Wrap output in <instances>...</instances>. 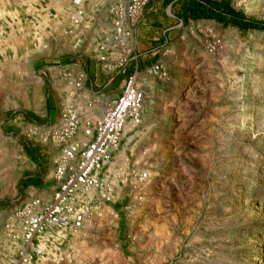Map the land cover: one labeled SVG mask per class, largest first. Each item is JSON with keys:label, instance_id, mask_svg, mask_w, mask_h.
Here are the masks:
<instances>
[{"label": "rangeland", "instance_id": "rangeland-1", "mask_svg": "<svg viewBox=\"0 0 264 264\" xmlns=\"http://www.w3.org/2000/svg\"><path fill=\"white\" fill-rule=\"evenodd\" d=\"M125 1L84 0L78 25L70 20L72 0L67 6L70 27L86 36L79 44L91 56L111 30V11ZM228 1L247 19L264 21V0ZM106 9L109 25L101 32ZM43 35L27 46L23 66L0 70V128L13 132L0 129V264L14 252L5 226L32 200L17 186L30 168L27 153L37 152L43 162L50 143L42 140L50 130L22 114L42 110L49 89L40 77H49L45 66L51 63H35L40 54L49 61L67 53L68 36L60 34L62 47L54 50L44 44L53 35ZM96 36L92 53L89 39ZM161 46L168 77L154 80L145 93L141 124L128 130L103 172L111 200L94 195L92 221L53 253L57 264H264V32L198 21ZM60 73L68 79V72ZM74 82H68L67 106L82 120L89 106ZM7 111L15 126L1 116ZM132 172L146 173L148 181L134 189Z\"/></svg>", "mask_w": 264, "mask_h": 264}, {"label": "built area", "instance_id": "built-area-1", "mask_svg": "<svg viewBox=\"0 0 264 264\" xmlns=\"http://www.w3.org/2000/svg\"><path fill=\"white\" fill-rule=\"evenodd\" d=\"M83 2L72 0L74 14L70 20L75 25L83 18ZM148 3L149 0H126L115 7L111 11V30L96 48V59L108 72L119 70L123 78L120 94L114 100L109 99L99 105L102 94L92 93L94 97L90 98L82 92L80 97L89 100V113L85 118L81 120L78 110L72 105L67 106L61 111L60 125L43 135V142L59 147L54 160V192L48 201L32 198L6 224L14 251L8 264H41L45 258L54 259L53 253L67 237L78 233L92 221L90 205L95 202L94 195L97 194L96 201L111 200L112 190L106 184L104 169L113 160L128 130L142 122L145 92L139 83V73L127 75V69L135 60L131 59L133 28ZM110 42L115 48L114 58H111ZM148 74L156 81H164L168 77L161 61L152 64ZM73 86L81 91L83 77L79 76ZM99 106L100 115H92L90 108ZM35 131L32 133L36 134ZM146 181V173H131L134 189Z\"/></svg>", "mask_w": 264, "mask_h": 264}, {"label": "crops", "instance_id": "crops-1", "mask_svg": "<svg viewBox=\"0 0 264 264\" xmlns=\"http://www.w3.org/2000/svg\"><path fill=\"white\" fill-rule=\"evenodd\" d=\"M70 3L71 0H0L1 71L4 69L9 71L12 68H20L23 66L22 58L25 52H27V46L34 41L33 39H35L34 37H36L37 33L44 34V38H46V35H53L44 44H48L51 47L49 49L53 48L55 50L58 47L59 50L62 44H58V36L60 34L68 36L72 31V34L66 37V56L55 55L49 61L42 58L45 54L38 56L40 59H38L35 65L51 63L45 66L47 68L46 70H48L49 77H40V79H44V83L45 80L48 81L49 89L42 94L44 100L42 110L40 108L29 109L22 113L29 124H39L41 128L49 130L60 125L61 111L69 105V92L71 90L69 81L74 82L79 76L83 77L82 91L88 94L90 98L94 97V94H102V97L99 98V105H102L109 99L114 100L120 94L123 85V78L119 74V70L108 72L104 68V64L98 62L95 55L91 56L88 54L86 51L87 48L79 44L86 40V36H81L80 38V35H75V28H71L69 15L66 12L69 9L67 6ZM181 4L182 1H175L168 4L164 0H149L137 27L133 31V36L130 40L133 44L131 59L135 58V60L130 62L127 75L138 72L139 83L146 94L154 84V80L148 74V69L152 64L159 61L161 45H171L178 41L181 34H183L184 28L191 23L183 26L177 18L181 12ZM102 12L104 14L101 13V29L99 30L101 32L108 29L109 25L107 22L109 18L108 9ZM88 33L91 34V31ZM97 39L98 36L89 39V51L92 53L94 51L93 43ZM112 43H109V49L113 51L111 58H114L116 55ZM43 48L39 43L35 47V49H38L36 50L38 53H42ZM55 58L56 60H54ZM60 70L68 72V79H64L61 76ZM111 79L112 81H110ZM92 93L94 94L92 95ZM83 102L81 104H88L89 100ZM95 110L97 111L96 116H99L101 107L90 108V112L92 113ZM12 114V112L7 111L1 115L4 117V121L11 127L15 126L14 124L17 121H11ZM143 116L144 110L142 119ZM0 129L3 135L5 133L6 135L13 133L12 131L10 133L5 132L7 130L6 128ZM9 129L11 130L12 128ZM47 145L45 156L42 155L45 151L41 154V157L44 159L43 162L39 158L40 156L38 157L37 152L33 151L29 153L27 150L30 168L22 170L17 186L18 189L24 191L25 195L29 197V200L32 198L48 200L54 192V160L59 154V147L57 144H52L51 142ZM24 182H28L29 185L25 186L23 184ZM18 192L21 194L20 190ZM86 228L79 235H82ZM79 235L71 238L70 243L72 244L76 241ZM41 264H57V262H55V258H46Z\"/></svg>", "mask_w": 264, "mask_h": 264}, {"label": "trees", "instance_id": "trees-1", "mask_svg": "<svg viewBox=\"0 0 264 264\" xmlns=\"http://www.w3.org/2000/svg\"><path fill=\"white\" fill-rule=\"evenodd\" d=\"M182 1L181 12L177 18L183 26L190 22L210 21L227 28H235L240 32H264V21L247 19L236 10L228 0H164L168 4ZM28 186V182L23 183ZM5 206L0 205V209Z\"/></svg>", "mask_w": 264, "mask_h": 264}]
</instances>
